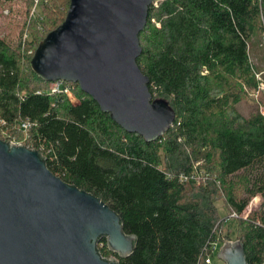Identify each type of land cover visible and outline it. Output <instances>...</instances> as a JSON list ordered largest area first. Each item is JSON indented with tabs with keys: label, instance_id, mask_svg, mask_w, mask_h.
<instances>
[{
	"label": "trees",
	"instance_id": "obj_1",
	"mask_svg": "<svg viewBox=\"0 0 264 264\" xmlns=\"http://www.w3.org/2000/svg\"><path fill=\"white\" fill-rule=\"evenodd\" d=\"M69 2H41L44 21L29 23L28 38L14 45L0 38V138L39 150L53 174L98 197L136 235L124 258L101 236L102 257L205 264L210 242L232 240L221 201L226 217L234 214L247 264H264V116L236 108L258 87L249 48L264 32V0H152L137 64L152 99L165 100L175 118L150 142L114 122L78 84L66 82L74 99L49 94L50 82L32 71L37 45ZM256 195L257 207L241 216Z\"/></svg>",
	"mask_w": 264,
	"mask_h": 264
},
{
	"label": "water",
	"instance_id": "obj_2",
	"mask_svg": "<svg viewBox=\"0 0 264 264\" xmlns=\"http://www.w3.org/2000/svg\"><path fill=\"white\" fill-rule=\"evenodd\" d=\"M151 3L70 0L64 20L30 60L40 79L78 84L102 112L146 142L175 118L165 100L152 99L137 64ZM101 236L122 258L135 250L136 235L123 231L107 204L53 174L39 150L0 138V264H118L100 255ZM217 256L225 264H247L239 240H224Z\"/></svg>",
	"mask_w": 264,
	"mask_h": 264
},
{
	"label": "rangeland",
	"instance_id": "obj_3",
	"mask_svg": "<svg viewBox=\"0 0 264 264\" xmlns=\"http://www.w3.org/2000/svg\"><path fill=\"white\" fill-rule=\"evenodd\" d=\"M34 0H0V38L4 39L8 44L14 45L18 41L24 39V34L29 37V23L32 20L38 22L44 21L41 14L40 4L37 5V15L29 17L30 10L34 7ZM41 17V18H40ZM249 57L254 66L256 73V80L259 82L260 88H256L253 91H247L242 100L236 105L237 110L245 117L250 116L252 113L259 112L264 108V32L256 36L249 48ZM71 98L74 99V93L71 92ZM251 201V200H250ZM249 201V203H250ZM255 202L256 206L259 204ZM218 212L220 217L226 218V227L229 229V234L232 240H235L236 224L233 218L226 217V210L221 201L217 203ZM252 204V205H254ZM212 256V264H225L218 256L217 252Z\"/></svg>",
	"mask_w": 264,
	"mask_h": 264
},
{
	"label": "built area",
	"instance_id": "obj_4",
	"mask_svg": "<svg viewBox=\"0 0 264 264\" xmlns=\"http://www.w3.org/2000/svg\"><path fill=\"white\" fill-rule=\"evenodd\" d=\"M43 1H46V0H34V2H35L34 3V7H33V9L30 10L29 17L37 15L36 7H37L38 4H40ZM26 37H27V34H24V39ZM255 77H257L256 73H255ZM257 88L261 89L260 85H259V82H258V87ZM61 92L66 93L70 98L72 96V94H71L72 89L67 85L66 82H64L62 80H56V81L50 82L49 88H48V93L49 94L61 93ZM260 114L264 116V108L261 109ZM22 126H23V128L26 129L29 126V123L24 122L22 124ZM14 143H16V142H14ZM258 201H259V196L258 195L252 197L250 203L247 205L245 210L241 213V216L246 217L247 214L256 206V204H254V203L258 202ZM252 204H254V205H252ZM230 217H234V214H232ZM219 244L221 246L222 243H220L218 239H215L214 241L210 242L209 248H208L206 256L204 258L205 264H212V256L210 254L217 251ZM220 246H219V248H220Z\"/></svg>",
	"mask_w": 264,
	"mask_h": 264
}]
</instances>
